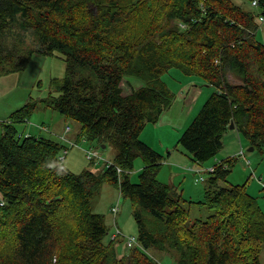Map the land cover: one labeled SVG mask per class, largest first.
I'll return each instance as SVG.
<instances>
[{
  "label": "trees",
  "instance_id": "16d2710c",
  "mask_svg": "<svg viewBox=\"0 0 264 264\" xmlns=\"http://www.w3.org/2000/svg\"><path fill=\"white\" fill-rule=\"evenodd\" d=\"M239 1L0 0V75L24 72L36 56H61L66 66L65 76L51 81L48 97L3 124L0 264H158L155 252L176 264H261L264 213L258 200L246 185L223 182L236 158L215 164L203 201L187 202L157 180L162 156L140 139L180 89L194 83L213 92L176 147L204 166L224 149L234 124L264 153V43L256 36L264 0L257 12L243 7L253 0ZM129 78L144 86L125 96ZM39 106L76 122V143L113 146V163L124 173L106 164L101 172L63 170L59 158L70 143L20 137L15 125L30 120ZM138 157L144 167L133 183ZM103 185L118 189L134 208L132 249L125 235L112 240L106 217L92 210ZM192 204L209 207L212 216L192 220Z\"/></svg>",
  "mask_w": 264,
  "mask_h": 264
},
{
  "label": "rangeland",
  "instance_id": "374dc122",
  "mask_svg": "<svg viewBox=\"0 0 264 264\" xmlns=\"http://www.w3.org/2000/svg\"><path fill=\"white\" fill-rule=\"evenodd\" d=\"M235 3L240 4L239 0H233ZM244 8L247 10L251 9L252 11H258L257 8L251 7L250 4H244ZM253 8V9H252ZM257 40L264 43V22L261 24L260 29L257 33ZM61 57V56H59ZM59 57L54 58H39L35 57L29 67L24 72H14L10 74L0 75V107L6 108L7 110H11V112H16L21 109L28 103L44 99L48 97L53 89L51 87V81L53 79H61L66 74V66L63 60ZM171 76L178 78L181 74L177 71H172ZM228 78L232 83H237L232 75L228 74ZM134 79V78H129ZM136 80V81H135ZM130 81V85L134 83H138L137 79ZM185 80V79H183ZM139 81V80H138ZM187 81V80H186ZM195 81L202 82L200 79H195ZM141 82V81H140ZM142 83V82H141ZM174 84V83H173ZM197 84V83H196ZM185 84L184 86H186ZM198 85V84H197ZM173 86V85H172ZM177 86V85H175ZM202 91H208L210 94L213 92L212 88H206L200 86ZM124 88L126 90L125 94H131L130 88L126 86L124 82ZM209 94V95H210ZM39 108L31 115L30 124H20L19 128H23L26 125L27 129L25 131L30 132L33 128L35 129L36 124H42L45 121L50 128L54 129L56 127L61 130L64 129L67 125L71 128V132H69V137H75L76 133H79L80 126L74 121H66L64 120V124L57 123V121H52L50 123L49 118L51 115H56L60 117L59 114H56L52 110H47V113L41 112ZM45 109V108H44ZM198 114V113H197ZM51 119V118H50ZM193 120V119H192ZM40 122V123H38ZM192 122V121H191ZM190 122V124H191ZM3 125V123H2ZM189 125L184 129V131L188 128ZM147 128L142 131L140 136L141 141L147 144L144 140L150 142L151 137L146 132ZM22 129V130H23ZM20 130V131H22ZM67 130V129H66ZM23 131V132H25ZM183 131V133H184ZM0 132H1V121H0ZM182 133V134H183ZM234 133V134H232ZM228 134H232L233 136H227ZM226 134L224 138V149L218 155V157L207 163L206 167L213 166L216 161L217 163L222 160L228 158H236L233 167L230 169V173L227 176L226 180L223 182H227L233 186H245L247 187V192L254 198L258 200V203L264 213V153L259 150L250 151L252 148L250 143L245 140L243 137L238 136L234 130H230ZM145 135V137H144ZM45 137L50 138L51 134H44ZM182 136V135H181ZM1 137V133H0ZM160 137H163L162 135ZM240 137V138H239ZM51 139H54L53 137ZM59 142L58 139H54ZM71 142V141H70ZM152 146L154 148H158L161 152L166 149V144L168 140L162 141V146L158 143H155L156 140H152ZM79 147L69 146L67 147V158L65 161V167L67 170L79 174L85 170H93L96 172L103 171L104 163L98 165L93 169L87 159L85 158V150L94 149L100 152L104 161L113 162L117 151L113 146H108L106 149H102L101 145L97 143H91L88 141H84L82 143H78ZM148 145V144H147ZM149 146V145H148ZM157 146V147H155ZM177 144L175 143L172 148L166 150L163 154L157 152L162 156L161 162L163 165L160 167L157 173V180L164 184L168 185L172 190H175L184 200L187 202H199L204 200V192L209 186L208 176H205L206 181L199 182L197 181V176L188 171L187 166L192 163L191 157L184 150L177 148ZM151 147V146H149ZM152 148V147H151ZM243 149L245 153V159L239 157V152ZM179 151V152H178ZM178 152V153H177ZM65 155V151L63 152ZM170 154V155H169ZM172 155H176L177 158L184 156L183 159H178V161H174ZM247 161L250 162V165L247 164ZM137 163L143 164V159L138 157L135 161L134 170L130 173V177L132 175L133 183H138L140 171L138 168L140 166ZM178 167H177V166ZM195 166L194 164H192ZM222 182V183H223ZM119 206L120 212L118 215H114L111 213L113 207ZM187 208L190 212V216L192 220L197 219H207L212 216L213 212L207 206H198V205H187ZM92 210L94 213L102 214L106 217L107 223L110 226V231L113 233L117 228H119L123 234L127 237L135 236L138 232V225L133 213V206L131 203L122 197L118 191L113 186L103 185L99 191L92 198ZM117 219V224H113V220ZM156 259L158 264H176L175 259L169 255H165L162 253L155 252ZM261 264H264V247L261 254Z\"/></svg>",
  "mask_w": 264,
  "mask_h": 264
},
{
  "label": "crops",
  "instance_id": "0c3cea01",
  "mask_svg": "<svg viewBox=\"0 0 264 264\" xmlns=\"http://www.w3.org/2000/svg\"><path fill=\"white\" fill-rule=\"evenodd\" d=\"M36 57L42 58L40 56H36ZM132 80H135V79H127L125 82L126 86H128L130 88L131 93H132L133 89L138 90L144 86L143 83H141L138 80H137L138 83L133 82V84L130 85V83H131L130 81H132ZM200 89L201 88L195 86L194 83L188 84V85L184 86L183 88H181L180 91L178 92V95H177L175 102L173 103V106L167 112L164 113V115L162 116L160 121L157 124L148 125L151 127H149V129H147V131H145L144 134L146 135V132H148V135L151 137V139H150L149 143H148V141H146L145 138H144V140L155 151L163 154L166 150L172 148L175 143L176 144L178 143V140L180 139L184 129L187 127V125L190 124L192 119H194V117L197 115V113L199 112L203 102L205 101V99H207V97L210 94L208 91H202ZM123 91H124L125 96L130 95V94H125L126 93L125 88L123 89ZM40 111L44 112V114H49V113H47V110L44 108H41ZM13 113L14 112H11V110H7L6 108L0 107V121H1V132L0 133H1V136L4 134V126L2 125V123L4 124V123L10 121V117ZM45 117L49 118L50 123H52V121L55 120V121H57V123L64 124L65 119L61 116L57 117L56 115L52 114L51 117H50V115L49 116L45 115ZM30 121L31 120H28V121L24 122L23 124H30ZM46 122L47 121H45L42 124H36L35 129L33 128L28 133H27V131H25V129H27L26 125L24 126V129L22 127L19 128V125L22 123L16 124L15 126H16L18 132H20L21 134H25V135L28 134L30 136L42 137V136H44V134L50 133L51 134L50 138L53 137L54 139H58L61 141H62V138H64V139H67L71 142H74L75 147H79V144L76 143V141H75V137H71V138L69 137V134L66 130L69 127V125L64 127L63 130H61L58 127L52 129V128H50V126H48L46 124ZM38 123H40V122H38ZM20 130H22V131H20ZM23 131H25V132H23ZM234 131L239 136L237 130H234ZM232 134H234V133H232ZM232 134H228L227 136H233ZM145 135H144V137H145ZM161 135L163 137H160ZM154 139L156 140L155 143H157V144L159 143L161 146H162L161 140L163 142L168 140V142L166 144V149L161 152L160 150H158V148H154V145L152 146V142H151ZM155 147H157V146H155ZM171 157H173L174 161H176V160L178 161V159H180V158L181 159L185 158L184 156L177 158L176 155H172ZM188 158L191 159V157H188ZM222 161H224V160H222ZM216 163H217V161H216ZM192 164H194L193 161L186 168L194 167ZM137 165L140 166V168H138L140 171L143 170L144 165H142V163H137ZM194 165L197 166V164H194ZM116 220L117 219H115V221L113 220L114 225H115V223L117 224Z\"/></svg>",
  "mask_w": 264,
  "mask_h": 264
},
{
  "label": "built area",
  "instance_id": "2783aa9c",
  "mask_svg": "<svg viewBox=\"0 0 264 264\" xmlns=\"http://www.w3.org/2000/svg\"><path fill=\"white\" fill-rule=\"evenodd\" d=\"M251 6L253 8H257L258 9L260 7V0H253L251 2ZM260 21H261V24L264 22V16H262L260 18ZM67 132L68 133L71 132V128L70 127L67 128ZM19 136L20 137H24V136L29 137L30 135H28V134L25 135V134H21L20 133ZM62 140L66 141L67 143H70L71 146H75V144H73L72 142H70L67 139L62 138ZM67 155H68V152L65 151V155L63 153V155H61L60 158H59L60 166H61V168L63 170H66L65 161H66ZM238 155H239V157H242V158L245 159V153H244L243 149H241V151L239 152ZM85 157L89 161H96L98 165L104 163V164H106V166L108 168L114 167L119 174L124 173V171L121 168H118L117 166H115L113 162L104 161L102 155L97 150H94V149L85 150ZM219 163H221V162H219ZM247 164L250 165V162L247 161ZM187 169H188V171L194 173L197 176V181L203 182L206 179L205 176H208L210 174H214L215 173L216 167H215V165L214 166H208V167L197 165V166H194V167H189ZM1 205H3V202L1 203ZM119 212H120L119 206H115L111 210V213L114 214V215H118ZM119 235L124 236L122 231L119 228H117L115 230L114 234L111 236V239L114 240ZM136 245H137V238L135 236L126 237V246H127L128 249H132Z\"/></svg>",
  "mask_w": 264,
  "mask_h": 264
},
{
  "label": "water",
  "instance_id": "95a60500",
  "mask_svg": "<svg viewBox=\"0 0 264 264\" xmlns=\"http://www.w3.org/2000/svg\"><path fill=\"white\" fill-rule=\"evenodd\" d=\"M235 129H236V128H235V125L232 124L231 127H230V130H235ZM250 151H254V147H252V148L250 149Z\"/></svg>",
  "mask_w": 264,
  "mask_h": 264
}]
</instances>
